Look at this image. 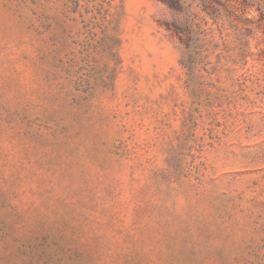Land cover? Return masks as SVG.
<instances>
[{
  "label": "rangeland",
  "instance_id": "obj_1",
  "mask_svg": "<svg viewBox=\"0 0 264 264\" xmlns=\"http://www.w3.org/2000/svg\"><path fill=\"white\" fill-rule=\"evenodd\" d=\"M0 264H264V0H0Z\"/></svg>",
  "mask_w": 264,
  "mask_h": 264
},
{
  "label": "trees",
  "instance_id": "obj_2",
  "mask_svg": "<svg viewBox=\"0 0 264 264\" xmlns=\"http://www.w3.org/2000/svg\"><path fill=\"white\" fill-rule=\"evenodd\" d=\"M164 4H166L168 7L174 10L180 9V0H160Z\"/></svg>",
  "mask_w": 264,
  "mask_h": 264
}]
</instances>
